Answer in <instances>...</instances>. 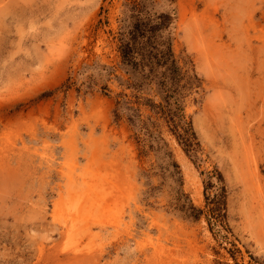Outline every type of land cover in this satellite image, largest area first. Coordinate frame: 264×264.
<instances>
[{
    "label": "rangeland",
    "instance_id": "rangeland-1",
    "mask_svg": "<svg viewBox=\"0 0 264 264\" xmlns=\"http://www.w3.org/2000/svg\"><path fill=\"white\" fill-rule=\"evenodd\" d=\"M137 1L0 0V264H264V0H154L198 77L189 154L144 104L155 86L122 82ZM122 99L139 115L116 113ZM145 127L166 144L149 147ZM214 169L227 241L206 208Z\"/></svg>",
    "mask_w": 264,
    "mask_h": 264
},
{
    "label": "trees",
    "instance_id": "trees-1",
    "mask_svg": "<svg viewBox=\"0 0 264 264\" xmlns=\"http://www.w3.org/2000/svg\"><path fill=\"white\" fill-rule=\"evenodd\" d=\"M154 0H138L127 4L130 14L128 22L120 27L118 41L122 69L130 75L132 81H122L127 88L136 91L147 89L154 85L158 101L146 98L144 104L148 109L162 119L169 131L176 137L184 151L189 154L197 146L196 135L191 121L184 112L183 101L188 91L196 84L198 77L192 72L191 61L181 64L172 47V35L168 33L169 15L157 12L152 5ZM137 93V92H136ZM126 95L123 94V98ZM135 97L139 95L135 94ZM129 100L122 99L117 102L116 113L125 105L126 110L137 112L130 106ZM127 120L133 125L134 114L124 112ZM118 115V114H117ZM136 115H139L136 113ZM135 115V116H136ZM120 116V114L118 115ZM149 147L162 148L160 142L166 144L160 135L145 127ZM170 156V152H165ZM165 168L171 176H177L180 181L179 165L172 159L165 162ZM205 181V200L208 219L217 232L225 231L221 236L228 239L229 228L225 215V187L221 173L214 169ZM214 188L212 195L209 189ZM186 197V196H185ZM186 217L198 219L202 209L195 207L189 201L181 205Z\"/></svg>",
    "mask_w": 264,
    "mask_h": 264
}]
</instances>
